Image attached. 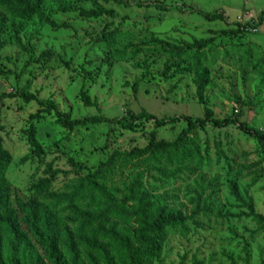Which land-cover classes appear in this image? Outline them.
Instances as JSON below:
<instances>
[{
	"label": "rangeland",
	"instance_id": "374dc122",
	"mask_svg": "<svg viewBox=\"0 0 264 264\" xmlns=\"http://www.w3.org/2000/svg\"><path fill=\"white\" fill-rule=\"evenodd\" d=\"M40 1L44 17L68 29L53 30L37 17L16 19L0 8V139L10 157L3 180L11 207L20 214V204L36 202L52 210L74 235L83 264L91 262L88 249L77 240L80 222L75 218L88 213L96 219L93 226L102 230L96 240L106 246L113 262L130 264L111 235L135 245L137 217L129 212L99 219L98 199L92 202L86 191L70 204L68 199L80 179L113 152L144 149L151 140L172 143L187 126L180 122L156 128L145 123L125 130L113 123L78 127L69 133L53 112L44 109L50 104L71 120L111 121L126 111L146 112L158 119H198L209 109L214 119L237 116L264 135V0ZM96 4L112 15L79 16L77 10H95ZM62 6L76 12L63 13ZM214 12H223L226 21L209 22L202 16ZM238 25L255 32L236 33ZM150 40L176 47L201 40L210 45L202 51L204 60L195 73L192 53L179 59L187 63L182 71L171 67L176 58L158 47H141L138 52L127 48ZM198 73L208 78L203 103L196 96ZM17 90L35 101L24 105L19 99L2 98ZM82 95L93 106L85 107ZM37 112L39 117L30 121ZM30 127L35 129L40 156L29 144ZM187 140L197 162H186L171 178L160 176L158 166L149 162L135 170L118 169L107 182L108 193L120 205L131 175L142 174L141 184L152 203L188 217L183 226L166 228L156 240L155 255L140 258L138 264H261L264 222L244 215L252 208L264 218L263 145L236 126L196 129ZM70 162L85 170L72 168ZM161 165L171 172L180 169L164 161ZM45 181L47 190L38 194ZM132 205L128 202L125 208ZM4 250L8 255L7 243ZM62 254L63 261L68 260ZM26 258L50 264L32 240Z\"/></svg>",
	"mask_w": 264,
	"mask_h": 264
},
{
	"label": "trees",
	"instance_id": "16d2710c",
	"mask_svg": "<svg viewBox=\"0 0 264 264\" xmlns=\"http://www.w3.org/2000/svg\"><path fill=\"white\" fill-rule=\"evenodd\" d=\"M96 6L97 9L95 10L85 11L79 9L77 12L80 17L87 19H98L103 16L112 15L111 11H107L97 4ZM0 8L6 10L11 17L16 19L30 20L33 17H37L43 25L53 30L68 29L66 25H57L44 17L40 0H0ZM60 10L63 13L70 11L76 12V10L72 9L70 6H62ZM202 16L209 22L226 21V16L223 12L202 14ZM245 31L250 33L255 32L254 29L248 30L246 27L241 26L240 29L236 30V33L239 32L243 34ZM209 45L210 41L201 40L195 41L191 45L176 47L163 41L150 40L137 44L130 43L127 48L133 50V52H138L141 47H158V50L171 55L174 59L176 58L175 64L171 65V67L173 66V68L182 71L186 68L187 63L179 59L187 53H192V58L194 59L193 67L196 73L197 69L201 66L202 60H204L202 51ZM196 75V78H194L196 96L199 102L203 103V91L208 84V78L202 73ZM2 98L19 99L24 105H29L35 101L33 96L20 90H17L11 95H3ZM81 102L85 107L93 106L83 95L81 97ZM44 112H53L57 117V121L69 133L78 127L113 123L119 124L120 127L125 130H133L145 123H153L156 128L180 122L187 126V128L180 133L176 141L172 143H156L154 140H151L144 149H134L130 152H113L104 164L100 165L93 173L80 179L79 185L74 189V193L71 194L68 199L70 204V202H73V198L82 197L81 192L86 191L92 202L98 199L95 210L96 213L99 214V219H103L105 215L111 213L127 215L129 212L130 216L137 217L138 227L133 237L135 245H132L129 241L118 235H114V233L111 235L114 240V245L119 248V251L123 252L130 264H138L137 261L140 258H151V256L155 255L157 249L155 245L156 240L161 237L163 231L166 228L183 226L188 220V217L183 216L179 211L170 210L163 205L156 206L152 203L150 201L151 197L143 189L141 184L142 174L138 173L131 175V182L129 186L125 187V195L123 196L122 203L119 205L114 202L112 196L108 193L106 185L108 180L111 182V177L116 170H123L127 167H132V169L135 170L138 166H146L149 162H152L155 166H158L157 170L160 176L171 178L174 174L182 171L180 166L184 165L186 162H197L189 151L190 143L187 140V136L196 129H204L207 126L218 130L236 126L242 133L255 138L264 148V135L261 132L250 128L246 123L240 122L237 116L222 120L214 119L213 113L209 109H206L204 116L198 119H192L186 116L158 119L146 112L134 114L131 111H126L123 117L114 121L101 117H86L80 120H71L68 113H61L56 107L50 104L46 106ZM39 114L40 112H37L35 115L31 116L29 120L32 121V119L38 118ZM28 135L30 146L33 148L34 153L40 156L42 153L41 147L36 139V132L33 127L29 128ZM162 161L170 166L176 164L180 169L173 172L168 171L161 165ZM9 163L10 157L3 150L0 139V264H42L36 259L26 258V251L29 246V241L31 240L40 247L50 264H83L80 262V254L74 235L68 226L62 225L57 217L54 216L52 210L36 202L20 204V214L11 207L9 188L3 180L4 172ZM70 165L78 171L85 170L84 167L72 162H70ZM54 176L55 173H50L51 178ZM47 188V181L41 183L39 185L38 194H42ZM232 191L233 195L238 198L235 186H233ZM95 194H98V196L95 197ZM128 202L134 205L127 209L125 205ZM244 216L247 218L253 217L264 222V218L260 215H256L252 208L250 209V213ZM75 219H79L80 222L77 240L88 249L91 264H115L106 246L96 240V237L102 234L100 228H95V226H93L96 219L88 213L76 215ZM87 234L90 237H88ZM4 243L8 245V255H6L4 250ZM63 252L67 254L68 260L63 261ZM194 264L201 263L194 262ZM261 264H264V261Z\"/></svg>",
	"mask_w": 264,
	"mask_h": 264
}]
</instances>
